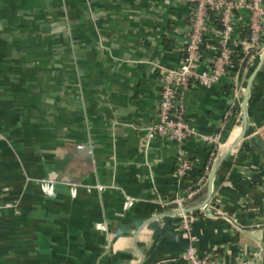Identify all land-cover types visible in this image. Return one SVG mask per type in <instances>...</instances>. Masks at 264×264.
<instances>
[{"label":"crops","instance_id":"0c3cea01","mask_svg":"<svg viewBox=\"0 0 264 264\" xmlns=\"http://www.w3.org/2000/svg\"><path fill=\"white\" fill-rule=\"evenodd\" d=\"M193 9L191 0H0V199L16 203L0 214V264H189L191 239L201 255L264 264L252 256L264 248V51L184 93L195 128L182 145L188 174H176L175 141L148 137L161 70L180 65ZM219 28L212 14L204 62ZM245 29L246 13L236 19ZM251 78L247 130L214 176L208 210L178 216L173 199L197 186L209 157L202 137L219 136V157L241 133ZM232 106L240 124L226 116ZM208 194L209 183L187 206Z\"/></svg>","mask_w":264,"mask_h":264},{"label":"built area","instance_id":"2783aa9c","mask_svg":"<svg viewBox=\"0 0 264 264\" xmlns=\"http://www.w3.org/2000/svg\"><path fill=\"white\" fill-rule=\"evenodd\" d=\"M194 5L191 17V28L184 48V56L177 67L162 68L160 101L158 106V119L147 127L148 137L156 135L164 136L173 140L178 145L179 156L177 158L176 174L184 176L192 169V161L186 155L182 145L195 134V128L187 120L185 114L184 93L192 83L202 87L217 84L233 68L235 61L233 56L238 49L244 53L248 50L264 51V0H191ZM247 14V29L245 35L236 30L238 15ZM212 14H216L219 24V34L216 36L217 44L213 46V56L203 61L206 34ZM238 46L239 48H236ZM232 108L228 110L227 117L232 116ZM202 140L209 146V157L206 162L207 175L218 158L222 143L219 136L206 135ZM209 177L203 175L197 186L188 190L185 195L176 196L173 203L176 210L188 207L186 202L197 194ZM46 192L53 193L55 184L53 180H41ZM96 187L103 189L98 184ZM77 184H71V191L76 193ZM133 198L127 197L126 205H130ZM210 203L199 208L208 210ZM5 207H16V203L10 200L0 199V214ZM194 211L178 214L187 217ZM185 228V226H184ZM254 260L264 259V248H258L252 252ZM184 259L189 264H233L218 256L201 255L191 239Z\"/></svg>","mask_w":264,"mask_h":264},{"label":"water","instance_id":"95a60500","mask_svg":"<svg viewBox=\"0 0 264 264\" xmlns=\"http://www.w3.org/2000/svg\"><path fill=\"white\" fill-rule=\"evenodd\" d=\"M264 58V53H263V56ZM244 68V65L242 66V70ZM253 78V77H252ZM252 78L250 79V82L248 84V87H247V91H246V95H245V98H244V101L242 103V123H241V133L239 134V136L235 139V141L232 143V145H230L218 158L217 160L215 161L212 169H211V172H210V175H209V194H208V197L206 198V200L199 206H196V207H185L184 209L182 210H176L175 211V214H181V213H186V212H190V211H194L195 209H199L201 207H203L204 205H207L210 201V198L212 196V184H213V179H214V176L218 170V168L220 167L222 161L224 160V158L228 155V153L241 141V139L243 138V136L245 135L246 133V130H247V126H248V116H247V99H248V94H249V90H250V83L252 81Z\"/></svg>","mask_w":264,"mask_h":264},{"label":"trees","instance_id":"16d2710c","mask_svg":"<svg viewBox=\"0 0 264 264\" xmlns=\"http://www.w3.org/2000/svg\"><path fill=\"white\" fill-rule=\"evenodd\" d=\"M248 34H249V30L248 29H245V35H248ZM244 57H245V54L242 51V49H238L237 52L233 56V60L235 61V68H233L234 71H237L238 70V67H240V62L244 59ZM232 110H233L232 119H231L232 123L233 124H236V123H239L240 124V122H241L240 108L233 107ZM202 175H206L207 177H209V175H207V171H206V167L205 166L203 168ZM207 185H208V180L205 181V183L202 186L201 190L197 194L194 195L193 199H195L196 195L201 194L202 192H204L206 190V188H207ZM194 188H192V189H194ZM192 189H190V190H192ZM186 204H188V200H187Z\"/></svg>","mask_w":264,"mask_h":264},{"label":"bare ground","instance_id":"6f19581e","mask_svg":"<svg viewBox=\"0 0 264 264\" xmlns=\"http://www.w3.org/2000/svg\"><path fill=\"white\" fill-rule=\"evenodd\" d=\"M238 136V135H237ZM235 140V139H234Z\"/></svg>","mask_w":264,"mask_h":264}]
</instances>
